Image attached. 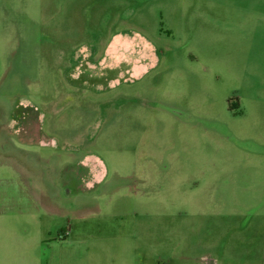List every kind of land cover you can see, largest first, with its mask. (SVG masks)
<instances>
[{"label":"rangeland","instance_id":"rangeland-1","mask_svg":"<svg viewBox=\"0 0 264 264\" xmlns=\"http://www.w3.org/2000/svg\"><path fill=\"white\" fill-rule=\"evenodd\" d=\"M1 212L0 264H264V0H0Z\"/></svg>","mask_w":264,"mask_h":264},{"label":"crops","instance_id":"crops-1","mask_svg":"<svg viewBox=\"0 0 264 264\" xmlns=\"http://www.w3.org/2000/svg\"><path fill=\"white\" fill-rule=\"evenodd\" d=\"M237 103H238V101H237ZM6 167V166H5ZM8 167H6V171H2L4 174H11V176L13 177V179H15V178H17V176H18V173H20L19 172V165L18 166H13V167H11V170L10 169H7ZM15 174H17V176L15 175ZM6 192V191H5ZM2 214H3V212H1L0 213V215L2 216ZM1 220H3V219H1ZM1 222H3V221H1ZM7 222H8V220H7ZM10 223H12V226L14 227V229H15V236H12L13 238H15V237H23V235L22 234H19L18 232V226L20 225V223H19V221H17V219H11V221H10Z\"/></svg>","mask_w":264,"mask_h":264},{"label":"trees","instance_id":"trees-1","mask_svg":"<svg viewBox=\"0 0 264 264\" xmlns=\"http://www.w3.org/2000/svg\"><path fill=\"white\" fill-rule=\"evenodd\" d=\"M237 101H231L230 104H229V109H232L233 106L237 105Z\"/></svg>","mask_w":264,"mask_h":264},{"label":"flooded vegetation","instance_id":"flooded-vegetation-1","mask_svg":"<svg viewBox=\"0 0 264 264\" xmlns=\"http://www.w3.org/2000/svg\"><path fill=\"white\" fill-rule=\"evenodd\" d=\"M230 99H231V98H228V99H227V107H228V109H229V104H230V102H231Z\"/></svg>","mask_w":264,"mask_h":264}]
</instances>
